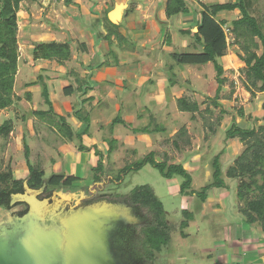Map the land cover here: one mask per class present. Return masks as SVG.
I'll return each instance as SVG.
<instances>
[{
	"label": "rangeland",
	"instance_id": "1",
	"mask_svg": "<svg viewBox=\"0 0 264 264\" xmlns=\"http://www.w3.org/2000/svg\"><path fill=\"white\" fill-rule=\"evenodd\" d=\"M164 2L165 0H70L66 3V0H23L20 3V11L17 14L19 58L14 87L17 100L14 106L0 111V125L5 120H11L13 124V131L9 136L5 140L0 139V173H6L9 168L15 178L27 177L28 170L23 156L24 138L30 148L29 162L44 171V180L53 173L62 172L80 178V181L71 187H58L55 192L71 199L75 197L80 200L81 205L82 198L90 195L91 191L95 199L105 194L104 201L116 203L121 202L122 197L128 195L135 187L150 186L162 203L166 219L171 226V241L156 255L153 264H264V242L260 228L253 226L249 229L238 215L235 182H231L233 189L230 192L222 189L209 190L208 199L202 203L196 196L187 197L180 194L181 179L168 181L151 165L144 166L137 173L120 175V169L124 166L135 163L153 152L158 162L166 160L168 164H182L192 177L191 189L200 191L212 181L211 164L216 158L215 155L219 154L217 160L224 176L233 159L244 149L242 143L236 140L224 145V133L231 125L232 119L235 118L240 127L247 129L260 109L262 96L257 93L251 98L245 90V77L240 71L244 66L238 59L239 50L232 44L227 29V49L217 58L224 70L223 77L227 79L218 101L229 112L223 115L222 121H217L220 108L211 106L212 113L205 114L208 100L215 96L217 89L216 73L211 63L203 66H176L173 71L175 85L169 84L171 73L167 68L172 61L167 54L172 51L192 50L191 38L181 35L180 30L191 28L193 24L188 21V24L184 25L185 21L181 16L175 17L174 20L167 19ZM119 4L126 7L123 9L121 20L114 25L119 27V32L125 37L123 44L119 45L112 37L111 53L107 55L109 57L97 55L95 51L107 52L105 46L103 47L107 42L102 39V43L94 46L95 40L97 41L95 35L105 30L100 24L101 21L96 25L95 20L103 19L107 11L110 12ZM188 5L194 19L195 11L200 9L199 3L191 0ZM133 12H139L142 21H148L142 30L137 23L139 19L135 18ZM219 15L224 17L222 20L228 24L239 18L238 11L221 12ZM254 15H264V0H260L256 5ZM140 31L142 35L138 38L141 39L134 38L136 32ZM167 36L171 41L170 46L165 42ZM31 40L67 42L71 58L64 65L55 61L34 62L31 57L33 46L29 47ZM82 43L86 46L84 52L80 50ZM114 51L119 55L121 62L127 61L118 64L117 59L118 71L134 65L133 80L132 84L125 82L127 86L124 87L130 89L129 91L124 87L122 91H118L117 89L122 88L116 89L112 81L107 79L106 83L99 84L100 87L95 86V94L108 104L105 112L98 109L97 102L91 105L89 102L81 107L80 97H66L63 94L66 85L75 86L72 72L80 78H85L89 76L87 66L96 65L100 61L108 62L96 71L104 73L110 70L108 66L115 65L116 61ZM123 51L135 53L138 62H134L135 60L130 59V55L122 53ZM90 72L93 76L95 70ZM53 73L62 78L60 84L64 87L63 90L57 88L58 92L49 90L53 91L51 100L55 114L68 118V123L76 132L81 129L78 128L79 121L74 118L73 112L80 109L90 116L89 130L94 138L82 140L84 145L88 147L95 143L106 156L108 144L103 141L112 138L116 140L113 154L104 158L105 174L108 177L105 188L102 184L94 183L92 167L96 166L98 160L94 156V150L79 152L77 140L66 141L55 129L33 115L36 110L47 111L48 108L42 102L41 95H35L28 101L24 85L37 81L38 76L44 78L52 76ZM116 78L122 79L121 76ZM47 81L44 79L46 85ZM39 87L41 91V84ZM229 95L231 98L227 99ZM181 96H187L200 104L201 114H196L194 121L190 114L177 110L176 99ZM116 104L119 105L115 108ZM239 109L243 110V118L238 116ZM117 116L124 125L110 128L111 121ZM150 116L167 131L145 135L146 137L134 134V129L149 124ZM260 123L261 121L256 122L257 125ZM211 124L215 134L209 132L208 126ZM182 127L186 129V135L178 139V150L174 147L173 140ZM186 140H189V143H186ZM119 176L121 180L118 182ZM15 208L20 210L22 206L17 205ZM182 210H187L193 215L184 230L185 237L181 235L180 230V224L184 220ZM9 216L10 211L0 208V227L6 226ZM139 224L142 223L134 225ZM136 230L139 232V228ZM232 248L235 251L238 249L241 255H250L245 258L242 256L240 261H230L228 256L232 255Z\"/></svg>",
	"mask_w": 264,
	"mask_h": 264
},
{
	"label": "trees",
	"instance_id": "2",
	"mask_svg": "<svg viewBox=\"0 0 264 264\" xmlns=\"http://www.w3.org/2000/svg\"><path fill=\"white\" fill-rule=\"evenodd\" d=\"M23 0H0V111L10 108L17 100L14 94L15 77L18 69V40H17V14L20 11V3ZM191 0H165L164 13L167 19L178 16H188L191 14L189 7ZM199 3L200 9L195 11L193 26L188 29L180 30V34L191 38V51L185 52L172 51L167 54L172 63L168 64V72L171 73L169 84L175 85L174 69L176 66H203L208 63L213 65L215 70V81L217 83L216 94L208 100V105L205 108V114H211L213 108H220L217 121L223 119V115L229 114L227 110L218 102L219 94L226 84L227 79L223 77V67L218 63L217 58L222 55L227 49L226 35L230 33L232 44L239 50L237 53L238 59L243 64L240 71L245 79L243 85L245 90L254 98L257 93L261 94V105L255 118L252 119L249 128H242L236 123V119H232L231 125L224 133L223 142L227 145L230 141H238L242 143L244 149L237 155L233 162L226 169L224 176L223 171L217 160L212 161V181L203 186L200 191L191 189L192 177L182 164H168L166 160L158 162L155 160L153 152L146 155L141 160L124 166L120 169V175L129 173H137L144 166L151 165L158 170L163 178L170 181L175 178L181 179L180 194L193 197L196 196L202 203L207 200V193L211 189H222L230 192L233 189L235 182V197L238 206V215L242 222H245L249 227L258 226L262 234L264 242V15H254L255 7L260 0H229L226 3L209 2L210 0H192ZM70 0H66L69 3ZM238 11L239 18L232 20L229 24L225 20L218 18L221 12ZM109 11L104 15L103 19L95 20V24L101 21V25L105 28L95 35L94 46L102 43V39L107 43L104 44L107 52L104 56L111 53V46L115 38L119 45L123 44L124 36L119 32V27L112 24L107 17ZM227 29V32H226ZM167 46H170V38L165 39ZM94 47V48H95ZM80 50H86L85 44H80ZM100 55V52H96ZM103 56V54H101ZM100 55V56H101ZM31 57L34 62L38 61H55L59 65H64L71 58V50L69 43H57L55 41H41L33 44ZM110 64L108 67H115ZM100 61V60H99ZM108 61H100L96 65H88V71L100 69ZM75 86L68 85L63 94L66 97L76 95L78 98L85 96L93 89V83L90 76L80 78L75 73ZM38 80L28 83L27 87H33L41 84L42 102L47 106V111L36 110L33 115L39 120L46 123L66 141H78V151L84 152L91 150L83 144V137H90L89 115L77 109L73 112L74 118L80 123L81 131L75 132L71 125L67 123L66 118L56 115L49 99L48 89L44 83V78L38 76ZM233 85V84H231ZM233 93V90L231 91ZM28 101L31 99V94L27 93ZM229 95L227 99H230ZM91 100L85 99L82 103ZM176 108L179 112L190 114L191 119H196V114H201L200 104L187 96H181L176 99ZM238 116L244 117L243 110H238ZM257 121H261L259 125ZM116 125H124V122L117 116L110 123V128ZM209 132L215 134L213 125L208 126ZM13 131L11 120H5L0 125V139H6ZM166 128L159 123H155L150 116L149 124L133 130L134 134L138 135H153L157 133H165ZM186 135V129L182 127L173 140V145L180 150L178 139ZM107 142V155L104 156L96 146H93L94 155L97 157L95 167H92L94 183L102 184L103 188L108 182V177L105 174L106 167L104 166V158H109L115 150V139L105 140ZM23 156L26 162L28 175L26 178H15L11 169L8 168L6 173H0V208L10 211L9 220L6 226L10 225L15 217L22 216L27 207L24 204H16L10 206L11 195L22 193L23 184L26 183L29 189L38 190L44 186V191L41 196H49L52 191L58 187L69 188L74 183L80 181V178L73 174L53 173L47 180H44L45 173L39 167H34L29 162L30 148L23 138ZM189 143V140H186ZM224 151V150H221ZM105 167V168H104ZM120 177V176H119ZM107 178V180H106ZM121 177L118 179V182ZM60 194V193H59ZM102 195V196H101ZM95 199L94 193L82 198L83 206L93 202L103 200L105 194H101ZM106 201V200H105ZM110 202V201H106ZM114 203V202H110ZM131 207L134 217L141 222L139 225H124L112 232V245L117 255V259L126 264H153L155 257L164 247L171 241V226L166 219L165 210L160 200L155 196L153 190L148 185L135 187L128 195L122 197L121 202ZM17 205H21L22 209L15 210ZM184 220L180 224L181 235L185 237L184 230L188 227L189 222L193 219L192 213L187 210H182ZM139 228L138 230H136Z\"/></svg>",
	"mask_w": 264,
	"mask_h": 264
},
{
	"label": "water",
	"instance_id": "3",
	"mask_svg": "<svg viewBox=\"0 0 264 264\" xmlns=\"http://www.w3.org/2000/svg\"><path fill=\"white\" fill-rule=\"evenodd\" d=\"M125 7L115 5L108 20L117 24ZM43 191L44 186L31 190L24 183L22 194L11 195L10 206L20 203L27 210L0 227V264H125L111 239L115 229L140 223L131 207L106 201L78 207L76 200L70 211L54 214L48 199L37 198Z\"/></svg>",
	"mask_w": 264,
	"mask_h": 264
},
{
	"label": "crops",
	"instance_id": "4",
	"mask_svg": "<svg viewBox=\"0 0 264 264\" xmlns=\"http://www.w3.org/2000/svg\"><path fill=\"white\" fill-rule=\"evenodd\" d=\"M229 0H227V1H225V0H210L209 2H217V3H226V2H228ZM123 12V11H122ZM123 14V13H122ZM133 14H135L134 16H135V18L136 19H139V22H137L138 24H140V29L142 30L143 28V26H144V24H147V22L148 21H142L141 19H140V15H139V12H133ZM184 20L183 21H185V23H184V25H187L188 24V21H190L189 23L190 24H193V22H192V20H193V16H192V14H189L188 16H181ZM221 15H219L218 16V18L220 19V20H222V19H224V17H221ZM175 18H171V20H174ZM177 19V18H176ZM237 19V18H236ZM235 20V19H234ZM187 28H189V27H187ZM187 28H182L181 30H183V29H187ZM136 34L137 35H135L136 37H134V38H137V39H141V38H138V36H140V35H142V33H141V31L139 32V33H137L136 32ZM124 36V35H123ZM113 38H111V40H112ZM113 41V40H112ZM36 42H40L39 40H31V43H29V47L31 46H33V44L34 43H36ZM103 47H104V45H103ZM121 47V46H120ZM142 48H145L144 46H141ZM105 48V47H104ZM122 51V50H121ZM146 51V50H145ZM101 54H103V55H105L106 54V51H104L103 53L101 52V51H99ZM114 53L116 54V58L119 60V63L118 64H124L125 62H127L126 60H124L123 62H121L122 60L119 58V55L114 51ZM122 53H124V54H128V55H130V59H132V60H135L134 62H138V58H136V56H135V53H130V52H126V51H123ZM135 63V64H136ZM118 64H116V66L115 67H110L109 69L110 70H106L104 73H101L99 70L98 71H96L97 69H94L95 70V73H96V75H95V73L93 74V76L90 74L91 72L90 71H88V73H89V76H92V78L93 79H91V82L93 83V89L91 90V91H89L85 96H82V97H80L81 98V100H80V104H81V107H82V105L84 106L85 104H87V103H89V105H91V104H94L95 102H97V104H99V110L101 111H106L107 109V106H108V104L106 103V102H104V101H101L100 100V98L98 97V95L97 94H95L96 92V88H98V87H100V85L99 84H101V83H106L107 81H112V83H113V86H115V88L117 89V88H122V89H117L118 91L119 90H123V87L126 85V83L128 84H132V82H131V80H133V78H132V73H134L133 71H132V68H133V66L134 65H129V66H126L125 67V69H122V71H118ZM103 69H107V68H103ZM110 72V73H109ZM106 73V74H105ZM102 74V75H101ZM52 76H45L44 77V79L45 80H48L47 82H48V85H46L47 86V89H48V94H49V99H50V101H51V103H52V106H53V102H52V100H51V98L53 97L52 95H53V91H49V90H56V92H58V90H57V88L58 89H62L63 90V86H61V80H62V78H60V76L58 77L57 76V74H51ZM117 76H121L122 77V79H117L116 77ZM101 77V78H100ZM57 78H59V79H57ZM106 79H107V81H106ZM117 79V80H116ZM64 80V79H63ZM100 80H102V81H100ZM95 81L97 82V83H95ZM33 82H35V81H33ZM126 82V83H125ZM29 83H31V82H29ZM46 84V83H45ZM50 84V85H49ZM27 85V84H26ZM26 85H24V90L26 91L25 93H30L31 94V98L34 96L35 97V95H41V91H39V85H36V86H33V87H27ZM58 85H60V86H58ZM69 85V84H68ZM68 85H66L65 86V88L68 86ZM112 85V84H111ZM15 86H16V80H15ZM95 86H97L96 88H95ZM127 86V85H126ZM63 87V88H62ZM64 88V89H65ZM124 89H126L125 87H124ZM127 91H129L130 89H126ZM88 98H90L91 100H88V101H86V102H84V103H82V101L83 100H85V99H88ZM119 104H116L115 105V108L118 106ZM14 106V105H13ZM80 107V108H81ZM53 109H54V107H53ZM89 113V112H88ZM62 116V115H61ZM89 119H90V116H89ZM66 121H67V123H68V121H69V119L68 118H66ZM69 124V123H68ZM71 125V124H70ZM72 127V126H71ZM81 126H80V123H79V127L78 128H80ZM91 128H92V125H91ZM73 129V128H72ZM75 132H76V130H74ZM89 132H90V130H89ZM77 133H79V132H77ZM142 137H146L145 135H142ZM91 138H94L93 136H92V134L90 133V137H83V140L84 139H87V140H89V139H91ZM105 141V140H104ZM103 141V142H104ZM83 144H84V142H83ZM92 146H88V147H90L92 150H93V146H96V144L94 143V144H91ZM97 147V146H96ZM97 149L99 150V148L97 147ZM101 151V150H100ZM102 152V151H101ZM102 154H103V152H102ZM95 156V155H94ZM105 156V155H104ZM90 159H92L91 157H90ZM93 160V159H92ZM93 162V161H92ZM224 191V190H223ZM221 195V194H220ZM208 199V198H207ZM211 199H212V197H211ZM215 199V198H214ZM219 199H221V197H219ZM219 208H220V206H219ZM218 208V209H219ZM248 227V226H247ZM249 229H250V227H249ZM238 230V229H237ZM242 230H244V228H242ZM250 231V230H249ZM239 232H240V229H239ZM251 244H253V243H251ZM256 246V245H255ZM250 247H251V245H250ZM231 248V247H230ZM231 250V253H232V255H229L228 256V258H229V260L231 261V259L232 260H236V261H240L241 260V258H242V256H243V258H245V257H247L248 255H250V254H245V255H241V254H239L238 253V249H236V251H235V249L234 248H232V249H230ZM227 257V256H226ZM224 259V258H223ZM240 262H238V263H236V264H239Z\"/></svg>",
	"mask_w": 264,
	"mask_h": 264
},
{
	"label": "flooded vegetation",
	"instance_id": "5",
	"mask_svg": "<svg viewBox=\"0 0 264 264\" xmlns=\"http://www.w3.org/2000/svg\"><path fill=\"white\" fill-rule=\"evenodd\" d=\"M33 190V189H31ZM39 190V189H38ZM23 193V191H22ZM22 193H19V194H22ZM18 194V193H17ZM37 198L39 200H43V199H48V205H49V208L51 210H53L54 214L55 213H58L59 211L63 210L64 212H68L70 211L71 208H73L74 206V203L76 201V199H71V198H68L67 196H62L60 194H58L57 192L55 191H52L51 194L49 196H41L38 195ZM99 201H103V200H99ZM97 201V202H99ZM93 203H96V202H93ZM91 203V204H93ZM89 204V205H91ZM84 206H88V205H84ZM83 205L79 204L78 207H84ZM57 208V209H55ZM133 213V212H132ZM134 216V215H133ZM17 218V217H15ZM122 227V226H121ZM120 228V227H119ZM118 229V228H117ZM116 230V229H115ZM121 262V261H120ZM121 263H124V262H121ZM126 264V263H125Z\"/></svg>",
	"mask_w": 264,
	"mask_h": 264
}]
</instances>
